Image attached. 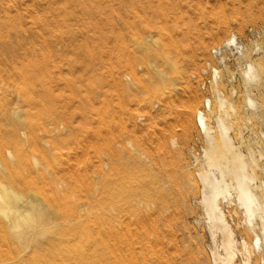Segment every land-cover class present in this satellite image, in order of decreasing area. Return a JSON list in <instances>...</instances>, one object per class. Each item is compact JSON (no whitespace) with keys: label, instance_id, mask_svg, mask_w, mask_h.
Instances as JSON below:
<instances>
[{"label":"rangeland","instance_id":"374dc122","mask_svg":"<svg viewBox=\"0 0 264 264\" xmlns=\"http://www.w3.org/2000/svg\"><path fill=\"white\" fill-rule=\"evenodd\" d=\"M234 34L259 72L249 86L243 71L215 82L214 97L219 87L237 107L233 135L243 128L263 150L264 0H0V175L50 211L31 253L0 213V264H212L199 76Z\"/></svg>","mask_w":264,"mask_h":264},{"label":"bare ground","instance_id":"6f19581e","mask_svg":"<svg viewBox=\"0 0 264 264\" xmlns=\"http://www.w3.org/2000/svg\"><path fill=\"white\" fill-rule=\"evenodd\" d=\"M236 41L237 36L234 34L228 39L227 46L235 44L239 50L244 49L243 46L236 44ZM259 48L261 47L257 49ZM258 72L259 66L255 62L247 63L243 70L246 86L256 80ZM219 77L220 71L215 69L216 83ZM215 92L217 109H214L208 100L207 113L199 110L196 114L199 129L207 141L203 158L201 160L196 158V161L200 165L197 172L200 182L199 204L202 206L209 231L212 264H237L240 256L241 264H253L254 255L261 252L263 255L264 250V181L258 183L261 176L259 174L263 171L264 149L262 150V145L260 146L258 141L245 137L242 126V129H238L237 136L233 135L234 121H236L234 119L239 115L238 109L225 97L219 87H216ZM250 94L248 93L246 99V108L255 112L257 102ZM248 119L251 123V118ZM253 141L258 148L253 146ZM0 191V213L6 219L5 225L10 228L20 243L21 251L30 249L31 253L33 248L39 250L38 238L48 230L45 228L49 223L45 212L49 214L50 211L46 210L48 208L36 195L29 194L30 196L26 199L21 193L5 186L1 175ZM223 202L241 211L244 225L253 234L250 242L247 240L240 242L236 238V232L228 220L224 205L222 206ZM50 229L54 230L52 227ZM27 253L29 252L25 255ZM80 263L77 262V264Z\"/></svg>","mask_w":264,"mask_h":264},{"label":"built area","instance_id":"2783aa9c","mask_svg":"<svg viewBox=\"0 0 264 264\" xmlns=\"http://www.w3.org/2000/svg\"><path fill=\"white\" fill-rule=\"evenodd\" d=\"M248 33L251 39H255L258 31L255 29H250ZM236 44L239 46H246L244 40L238 36ZM241 51L242 49L239 50L235 44L227 46L225 41L221 45L212 49V61H208L206 63L199 76L201 77L199 80L201 89L205 93L204 104L201 107V110H203L205 113L208 111L206 100H210L212 102L214 101V88L216 84L213 76L214 68L219 69L221 74L218 79L219 85L225 80L230 81L232 84L235 80V77L238 81L240 79L243 80L242 71L245 69V63L248 59L246 57L247 53L245 52V49L244 54H242ZM230 75L231 77H229ZM196 79L198 80V77H196ZM211 106H213V104Z\"/></svg>","mask_w":264,"mask_h":264}]
</instances>
